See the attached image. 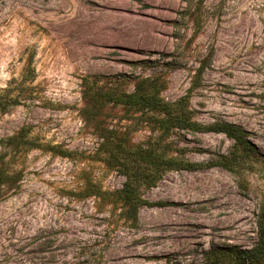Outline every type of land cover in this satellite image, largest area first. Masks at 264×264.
Returning a JSON list of instances; mask_svg holds the SVG:
<instances>
[{
    "label": "rangeland",
    "instance_id": "1",
    "mask_svg": "<svg viewBox=\"0 0 264 264\" xmlns=\"http://www.w3.org/2000/svg\"><path fill=\"white\" fill-rule=\"evenodd\" d=\"M144 78L167 102L186 96L201 125L241 126L253 149L230 169L214 165L234 150L224 133L170 130L166 155L209 164L139 184L166 204L133 215L100 144L160 131L89 96ZM0 176V264H203L213 247L251 249L264 224V0H0Z\"/></svg>",
    "mask_w": 264,
    "mask_h": 264
},
{
    "label": "trees",
    "instance_id": "2",
    "mask_svg": "<svg viewBox=\"0 0 264 264\" xmlns=\"http://www.w3.org/2000/svg\"><path fill=\"white\" fill-rule=\"evenodd\" d=\"M155 83L150 78H144L136 82L131 92H93L89 99L93 106L98 107L106 100L120 102L126 111L137 108L141 114L150 115L152 127L157 128L160 133L157 138L148 140L137 145L128 144L122 135H104L109 141H102L100 145L109 150L110 156L107 162L121 167V172L126 176V181L120 191L123 201L128 204V212L135 213L136 205L145 206L164 205L166 202L147 201L140 199L136 193L139 184L153 185L159 178L161 171L165 169H197L209 163H197L182 161L172 155H166L165 151L170 148V142H164L171 130H182L183 132H222L233 139L234 150L226 156L220 155L214 165H221L233 169V165L241 159V153L247 155L253 149L252 143L246 137V131L241 126L225 121H216L201 125L191 119V111L188 109L187 97L182 96L174 102H167L155 89ZM101 102V103H100ZM150 111L151 113H146ZM19 137V136H18ZM19 140V139H18ZM109 142V147L107 143ZM45 147L47 145H44ZM56 150V146H48ZM111 158V159H110ZM1 177V176H0ZM138 200V203L136 202ZM259 239L251 249L245 250L236 246L221 248L213 247L205 254L206 263L203 264H254L264 256V224L259 228Z\"/></svg>",
    "mask_w": 264,
    "mask_h": 264
}]
</instances>
